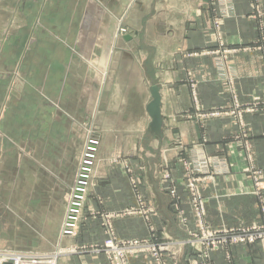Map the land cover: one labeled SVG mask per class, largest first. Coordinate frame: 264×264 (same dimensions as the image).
<instances>
[{
    "label": "crops",
    "instance_id": "crops-1",
    "mask_svg": "<svg viewBox=\"0 0 264 264\" xmlns=\"http://www.w3.org/2000/svg\"><path fill=\"white\" fill-rule=\"evenodd\" d=\"M258 1L264 13V0ZM207 2L0 0V230L10 228L14 215L16 228L23 226L20 207L24 205L25 187L31 188L28 198L35 211L41 209L42 197L47 200L43 202L47 207L44 214L52 223L51 229H61L66 199L73 186L74 159L85 138L83 128L74 126L75 119L79 123L97 124L102 135L100 149L107 152L99 154L102 168L100 172L96 170L98 179L89 191L79 235L69 243L100 244L104 238L100 219L90 215L103 209L114 211L132 201L131 194L121 188L119 172L112 168L111 174L105 165L111 155L126 152L134 154L136 163L140 160L150 165L145 175V194L160 215L159 230L168 239L184 236L173 217L168 197L157 190L150 168L160 164V154L168 148L174 134L187 142L199 140L194 127L176 122L185 109L186 97H190L183 81L184 69L193 67L199 72L198 67L207 64L209 79L199 91L206 86L203 90L207 89L209 106L229 102L226 91L221 95L211 60L201 61L200 57L182 54L209 44L211 47L210 39L203 35L207 19L202 10ZM251 10L248 0H236L239 17L226 21L223 27L229 45H247L261 37L259 28L264 27V17L256 25L249 19ZM118 22L132 33L130 40L113 38ZM261 43L260 47H264V41ZM263 53H239L234 58L240 76L238 94L242 99L264 92ZM154 56L160 59L162 67L158 85L164 119L161 137L150 130L151 119L146 111L154 84ZM174 84L180 87L177 92L170 90ZM51 102L58 103L61 111ZM224 122L211 124L210 133L232 132V127L227 130V126L220 130ZM252 125L258 135L264 127L263 119L257 118ZM229 146L225 145V150ZM253 147L257 153L256 166L264 169V138H255ZM170 160L175 161L173 155ZM229 162L230 175L214 179L204 191L208 222L216 228L249 225L261 217L257 195L252 194L254 184L242 172L244 162L239 150L230 155ZM260 186L264 187V182ZM114 225L121 238L148 234L142 220L125 218ZM53 236L57 238L58 233ZM58 240L59 245L63 244L62 238ZM4 245L5 237L0 236V246ZM210 259L212 264H264L259 251L249 247L214 252ZM132 263L143 264L137 259ZM59 264L106 262L101 254L84 253L68 256Z\"/></svg>",
    "mask_w": 264,
    "mask_h": 264
},
{
    "label": "rangeland",
    "instance_id": "rangeland-1",
    "mask_svg": "<svg viewBox=\"0 0 264 264\" xmlns=\"http://www.w3.org/2000/svg\"><path fill=\"white\" fill-rule=\"evenodd\" d=\"M248 2L252 7L249 19L254 20L257 25V21L262 20L264 13L258 0H248ZM202 12L207 19L203 35L210 39L211 47L208 42L209 45L206 48L182 54L184 57H200L201 61L211 60L216 79L221 87V95L224 96L227 92L229 102L227 105L209 106L207 89L203 90L206 86H202L199 91V87L203 83H207L209 79L207 64H201L198 67L200 68L199 72H196L193 67L184 69L185 78L183 81L189 90L190 97H186L185 109L178 114L176 122L177 125L184 122L194 127L199 140L187 142L174 134L168 148L163 149L160 154V164L150 168L157 183V190L168 197L173 217L184 236L168 239L164 236L163 231L159 230L157 223L160 215L155 205L145 194V175L150 165L146 166L145 163H140V160L136 163L134 154L126 152L125 154L111 155V158L108 157L111 159L110 162H106L105 165L109 173L112 174V168L119 172L121 188L131 194L132 201L126 206L119 207L120 209L114 211L103 209L101 212L90 215L93 219L98 217L100 219L104 237L100 244L74 245V243H69L71 239L77 238L79 235L89 191L92 189L95 179H98L95 178V174L98 173L96 170L99 169L100 172L102 168L99 165V154L107 152L100 149L102 135L98 133L96 123H94L95 125L87 122L79 123L73 119L74 126L79 125L85 131V138L80 153L74 159L76 164L74 165L73 186L66 199L65 219L61 229L58 231L51 229L52 223L44 214L47 207L43 205V202L47 200L42 197L41 209L35 211L36 207L32 206V200L28 198L31 188L25 187L24 205L20 207V210L23 211L21 215L23 226L21 224L22 227L16 228V215H14V220L10 218V228L0 230V236L5 237V245L0 246V260L3 258L2 254L20 253L51 256L54 258L55 264H59L62 259L68 256L96 253L104 256L106 264H133V259H137L143 264H212L210 257L214 252L226 251L232 247H249L257 249L264 262V193H259V191L264 192V187L260 186L264 182V169H259L256 166L257 153L253 147L255 138H264V127L256 135L252 125L257 118L263 119L264 124V92L260 95L254 93L250 97L242 99L238 94L240 76L233 63L239 53L247 55L255 51L264 52V47H260L261 42L264 41L262 37V35L264 36V27L259 22V27H262L259 29L262 33L259 40L254 43L231 46L226 41L223 27L226 21L237 20L239 17L236 11V0H208ZM131 34L121 22H118L113 38L119 41L130 40ZM262 57L264 59V53ZM159 60L156 56L152 60L154 84L151 88L158 87L160 82L162 67ZM179 88L174 84L170 90L177 92ZM202 94L206 97H203ZM174 98L176 99V97ZM167 99L174 100L173 97H167ZM51 103L58 112L61 111L62 108L58 103ZM163 121L162 117L160 134L152 132L155 136H162ZM220 121H225L224 126L220 128L221 131H224L227 126V130L232 127V132L228 134L210 133L211 124ZM215 136L217 137L213 138ZM213 140L217 141L212 142ZM225 145H230L229 150H225ZM238 150L244 162L242 172L254 184L255 188L252 194L257 195L255 197L261 217L260 220L249 225L240 224L233 227L216 228L208 222L204 191L207 186L213 183L214 179L230 175L229 158ZM41 152L48 151L42 150ZM172 155L175 161L170 160ZM82 173H85L87 178L84 179V185L80 186L82 188L78 195L77 213L72 224L71 234L66 235L64 233L65 223L72 198L77 196L76 190H78V181ZM26 185L30 184L26 182ZM54 209L55 207L52 210ZM125 218L142 220L148 230L146 237L121 238L114 224ZM56 233H58L57 238L53 236ZM58 238L63 239V244L59 245ZM56 239L57 245L55 244ZM34 241H38V243H34ZM0 264H12V262L8 260L4 263L0 262Z\"/></svg>",
    "mask_w": 264,
    "mask_h": 264
},
{
    "label": "built area",
    "instance_id": "built-area-1",
    "mask_svg": "<svg viewBox=\"0 0 264 264\" xmlns=\"http://www.w3.org/2000/svg\"><path fill=\"white\" fill-rule=\"evenodd\" d=\"M86 171V170H85ZM84 171V172H85ZM87 178L86 174L82 173L80 175V179L78 181V190H76V197L72 198L71 202V208L69 211V215L67 217L65 227H64V233L71 234V228L73 227L72 224L74 223L75 220V214L76 212V207L78 205L79 197L78 195L80 194V189L82 185H84V179ZM3 258L0 260V262H6V261H11L12 264H55L54 258L51 256H34V255H24V254H2L1 255Z\"/></svg>",
    "mask_w": 264,
    "mask_h": 264
},
{
    "label": "water",
    "instance_id": "water-1",
    "mask_svg": "<svg viewBox=\"0 0 264 264\" xmlns=\"http://www.w3.org/2000/svg\"><path fill=\"white\" fill-rule=\"evenodd\" d=\"M151 101L146 107L148 116L151 119L150 130L159 135L162 126V116H161V97L159 93V88L153 86L150 89Z\"/></svg>",
    "mask_w": 264,
    "mask_h": 264
}]
</instances>
